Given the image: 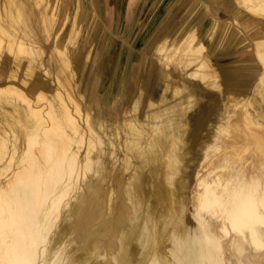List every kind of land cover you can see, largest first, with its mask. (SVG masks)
I'll use <instances>...</instances> for the list:
<instances>
[{"label":"bare ground","instance_id":"1","mask_svg":"<svg viewBox=\"0 0 264 264\" xmlns=\"http://www.w3.org/2000/svg\"><path fill=\"white\" fill-rule=\"evenodd\" d=\"M125 1L0 0V264H264V0L172 1L141 72L133 32L159 3L142 1L121 37ZM104 53L115 98L99 72L85 85ZM209 85L248 104L232 141L250 154L197 172L188 195Z\"/></svg>","mask_w":264,"mask_h":264},{"label":"rangeland","instance_id":"2","mask_svg":"<svg viewBox=\"0 0 264 264\" xmlns=\"http://www.w3.org/2000/svg\"><path fill=\"white\" fill-rule=\"evenodd\" d=\"M142 1L143 0H135V1L134 0H126L125 1L124 7H125V11L126 12L124 11V13H123L124 18H122V21H121V23L124 21L121 24V30H120L121 31L120 32V36L121 37L125 36L127 31L129 30L131 17L136 13V11H138V7L140 6ZM172 1H175V0H161V1L160 0H154L151 4L153 5V3H154L156 5V4L159 3L157 8L155 7V10H153L154 8L152 10H150L151 12H150L149 16H148V14H147V16H144V18H142L141 21H139L138 24L135 26V29H134L135 31L133 32L135 37L131 41L132 42L131 43V51L129 53L130 54V64H131L132 61H134L138 57H140L139 58L140 59L139 60L140 61V72H141V69H143L142 67H144L143 63H144V60H145V54L147 56L150 55V52H148V50H147L148 41H149V39H151L152 36H154V33L156 32L157 27L159 28V27L162 26L163 19L166 18V14L165 15H161L162 12H160V10L161 9L164 10V8L168 7V5H170V3L172 4ZM127 8H128V10H127ZM149 8H150V6H149ZM84 15L87 16V13L82 11L81 17L84 16ZM125 15H126V17H125ZM138 15H139V11H138ZM160 16H161V18L159 19V22H156V20ZM127 19H128V22H127ZM83 25L86 26L84 21L82 22V26ZM123 32H124V34H123ZM148 33H149V35H148ZM244 33L246 35L247 40H249V41L253 40L252 35L248 34L246 31H244ZM162 35H163V33H162ZM81 43H82L81 39H78V44H79V48H80L78 52L80 54L82 51H84V52H82L83 53L82 56H84L86 51L88 50L87 47H88L89 43L88 44H83V43L81 44ZM84 45H87L86 48H84ZM136 46H138V47H136ZM245 51H246V49L244 50V54H248V57L253 58V59L255 58V60L257 59V57L252 53L253 52L252 50H249V51L247 50L246 52ZM105 55H106V53H104L103 58L100 57V58L97 59V63L95 64V66L93 65V62H94L93 60L90 62V66L91 67L89 68L87 74L85 75V78H86L85 85H86V88L91 86V84L95 80L96 73L99 72L100 73V77H102V78H100L101 80L97 84L98 85L97 86V89H98L97 92H99L98 93V94H100L99 96H102L103 94L106 93L107 96L105 97V99H108L109 96H111L112 98H115L117 96V91H118L119 84H120V82H119L120 79H117L119 77H117L116 72H115L117 70V65L118 64L115 61L113 66H112V69L110 70V72L108 74L103 73L104 68L106 67V64H107L106 63V58L107 57ZM214 64H215V62H214ZM259 64H261V63L259 62ZM228 71H231V72H228ZM228 71H226V73L229 74L230 76H240V77H242V76H245V74L247 73L246 70H241V69H233V70L230 69ZM242 71H244V72H242ZM243 73H244V75H242ZM133 76H134L133 79L131 81H129V87H131V89H132V87L134 86L133 89H136V88L139 87L138 86V80H137L138 77H136L135 75H133ZM155 77H156V75L154 73H152V78L150 79V87L153 85V83L155 81ZM221 79H222V76L219 75V77H218L219 83L221 82ZM103 82H104V86H102ZM256 82H257V77L255 76L251 80L250 86H249V88L247 90V95L250 96V95L254 94V87L256 85ZM207 88L209 89V91L212 94L213 98L216 100L217 105H216V107H215V105H208L207 108L204 110V112H203V114H202V116H201V118L199 120V126L202 129V134H201L202 136L199 139V142H200L199 146L202 145V144L203 145L200 146V147H197V149H195V150L193 149L191 151V154H190L191 158L194 159L193 160L194 162L191 161V163H190L191 165L189 166V169H188V173L190 174L189 181H190V187H191L189 189L188 195L192 194V186L195 184L197 172L200 173V174H202V173L204 174L205 171L207 172L209 170H212V168L216 167L217 164H220V163L222 164L225 155H226V157L232 156L231 157L232 161L233 160L236 161L237 158H238V155H241L243 158H246V157H249L248 155L250 154L248 150H245V152H244L241 149H239V147H237L238 143L237 142L234 143L232 141L238 135L239 131L244 128V126L241 124L242 121H241V115L240 114L243 111L244 106H247L248 104L244 105V104H246V102H244V99L242 98V96L237 97V95H233V94L231 95L230 93H227L226 89H222V91H221L218 87L216 88V87L210 86V85ZM128 97H126V98L128 99ZM230 101H237V102H239V104H237L235 107H234V105H232V107L231 106L229 107L230 112L231 111H233V112L230 113L229 110H228V112L230 114V116H228L225 112H222V110H223L224 105L229 103ZM240 101H241V103H240ZM248 108H250V107H248ZM236 113L238 114V118H237V114ZM200 115L201 114L196 112V113H194L191 116V125H194L196 123V119H198L200 117ZM219 121L221 123H219ZM224 121H227V122L229 121V123H230V124L227 123L228 124V129H229L228 133H229L230 136L227 135L228 133L224 134V132H219L218 131V127L227 126L226 122H224ZM207 122H211L212 125L208 127L207 124H206ZM216 125H217V129H216ZM200 127H199V130H200ZM217 132H218V134H217ZM219 135H220L221 138L219 137ZM214 137H216V138L214 139ZM237 137L235 139L240 140V137H238V138ZM223 138H225V139H223ZM224 140L225 141L227 140V141L225 142ZM205 142L209 143V145L214 147L212 149L211 148L209 149V151H208L209 153H207V157L206 158H204L205 155H204V152H203L206 149ZM238 142H241V141H238ZM216 144H219V145L217 146ZM232 150H235L234 152L237 153V154H235L234 152L233 153L236 156H233L234 155L233 153H232L233 155L230 154V152ZM250 160L251 159L248 158L245 163H248ZM235 161H233V162H235ZM215 162L216 163L219 162V163L215 164ZM216 169L219 172L221 168H219V166H218V167H216ZM191 210H192V208L189 206V210L187 211V220H189V221H193V218L191 217L192 216Z\"/></svg>","mask_w":264,"mask_h":264},{"label":"crops","instance_id":"3","mask_svg":"<svg viewBox=\"0 0 264 264\" xmlns=\"http://www.w3.org/2000/svg\"><path fill=\"white\" fill-rule=\"evenodd\" d=\"M146 2V1H149L150 2V0H143V2ZM186 0H181V2H185ZM94 3H95V7H96V10H98V12H101V6H102V3H103V0H94ZM97 4V5H96ZM142 5L143 4H141V6H139V11H140V7H142ZM238 49L241 51V53H242V51H244V49H246L245 47H243V45L242 44H239L238 45ZM247 50V49H246ZM233 63H234V60H229V62L227 61V65L228 66H230V68L229 69H227L226 71H228V70H230V69H240V68H232V65H233ZM241 70H245V69H241ZM227 74V73H226ZM227 75H229V74H227ZM230 76V75H229ZM230 77H234V76H230ZM236 77V76H235ZM238 77H240V76H238Z\"/></svg>","mask_w":264,"mask_h":264}]
</instances>
